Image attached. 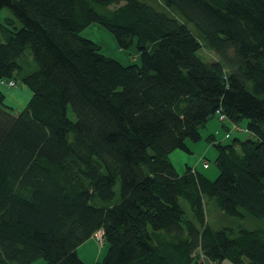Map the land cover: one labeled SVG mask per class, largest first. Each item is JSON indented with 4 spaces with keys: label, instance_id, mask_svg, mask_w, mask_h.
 <instances>
[{
    "label": "trees",
    "instance_id": "1",
    "mask_svg": "<svg viewBox=\"0 0 264 264\" xmlns=\"http://www.w3.org/2000/svg\"><path fill=\"white\" fill-rule=\"evenodd\" d=\"M154 1L0 0V85L31 93L14 113L0 88V264H87L100 230L93 264H264V0ZM92 22L140 63L81 36ZM217 111L218 174L178 173L169 154ZM209 202L261 224L214 227Z\"/></svg>",
    "mask_w": 264,
    "mask_h": 264
},
{
    "label": "rangeland",
    "instance_id": "2",
    "mask_svg": "<svg viewBox=\"0 0 264 264\" xmlns=\"http://www.w3.org/2000/svg\"><path fill=\"white\" fill-rule=\"evenodd\" d=\"M140 1H145L152 4L155 2L154 0H140ZM6 17H14V16L8 8L3 7L0 9V21H3V19ZM17 24H20L19 21H17ZM191 28L197 34L196 29H194L192 26ZM80 35L88 39H91L92 41L97 43L100 46V50L103 54L116 59L123 65L140 63V58L135 43L131 44L127 48H120L117 45L114 35L108 29H106L102 24L98 22H92L89 25H87L85 28H83L80 31ZM198 53L202 60L211 61L216 59V55L206 47L201 48ZM30 58L32 60V65L34 64L36 65V63H34L35 61L33 60V57L30 56ZM0 88L5 95V103L13 109L14 113L18 112L26 104V102L29 99L28 97H30V96L22 95L23 101L19 102L17 100L14 92L24 88L28 90V88L20 82H17L16 86L14 87H6L5 85H0ZM69 117L71 119H74V115L72 114L71 111H69ZM218 130L222 132V134L227 131L224 130V128L222 127L221 121H219L216 116H213L209 120H207V122L203 126L200 127L199 131L201 134V138L199 140L197 141L187 140L186 144L188 150L176 149L172 151L169 154V157L175 167V170L181 174L184 172L186 165L193 166L199 163V165L197 166L199 171L202 172L207 177H209L210 179H214L218 174V168L214 161L217 152L212 141H210V134H214L216 136V140H220V139L224 140L220 137L222 136V134L221 135L215 134V131ZM230 135L231 137L236 135L241 138L250 136L249 133L244 131L243 132L232 131ZM228 139H225L224 141ZM204 161L207 162L209 168L202 169V165ZM182 203L184 204V206H186L185 202L182 201ZM207 218L210 221V223L214 225V227H218L220 225L222 226L228 225L235 227L237 229L240 227L254 228L261 224V220L247 213H245L244 218L225 215L222 210H219L214 206L213 202H209L207 205ZM106 250H107L106 244L100 246L95 238H91L88 241H85L83 245H81V247L79 248V253L84 262H86L87 264H93L94 262L100 261L103 258V256L106 253ZM30 264H43V259L39 258L31 262Z\"/></svg>",
    "mask_w": 264,
    "mask_h": 264
},
{
    "label": "built area",
    "instance_id": "3",
    "mask_svg": "<svg viewBox=\"0 0 264 264\" xmlns=\"http://www.w3.org/2000/svg\"><path fill=\"white\" fill-rule=\"evenodd\" d=\"M4 82H5L4 79H1V80H0V83L3 84ZM6 82H7V84H8L9 86H13V85H14L13 81H6ZM217 114H218V120H219V121H221V122H222V121H227V118L225 117V115H223V114L220 113L219 111H217ZM229 124H230L229 130H231V131H236V132H243V131H244V132H247L246 128H244V127L241 126V125H238L237 123H229ZM231 131H230V132H231ZM203 167H204V168L208 167V164H207L206 161L203 162ZM94 238L96 239L97 243H98L100 246L104 245L103 231H102V230L96 232V233L94 234Z\"/></svg>",
    "mask_w": 264,
    "mask_h": 264
},
{
    "label": "crops",
    "instance_id": "4",
    "mask_svg": "<svg viewBox=\"0 0 264 264\" xmlns=\"http://www.w3.org/2000/svg\"><path fill=\"white\" fill-rule=\"evenodd\" d=\"M25 89V88H24ZM24 89H20V90H17L16 92H14L15 93V96H16V98H17V100L20 102V101H23V98H22V95L24 96H30L31 95V93H30V91H28V90H24ZM21 95V96H20ZM20 96V97H19ZM29 98V97H28ZM218 129V128H217ZM228 131H226L225 133H223L222 134V132H220L219 130L218 131H215V134H217V135H221L222 134V136H220L222 139H227L228 138ZM216 137V136H215ZM221 140V139H220ZM199 165V163L197 164V165H193V166H191V168H196L198 171H199V169L197 168V166ZM186 166H188V165H186ZM207 168H209V165H208V167H206V168H204L203 167V165H202V169H207ZM200 172V171H199ZM202 173V172H201ZM91 238H93V237H90L89 239H91ZM88 239V240H89ZM88 240H86V241H88ZM81 245H83V243L81 244ZM81 245H79L78 246V248H77V253H78V255L80 256V258L82 259V257H81V255H80V253H79V248L81 247ZM83 260V259H82ZM203 261H204V264H227V263H214V262H211L210 260H208L207 258H204L203 259ZM207 261V262H206Z\"/></svg>",
    "mask_w": 264,
    "mask_h": 264
}]
</instances>
